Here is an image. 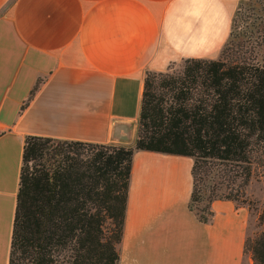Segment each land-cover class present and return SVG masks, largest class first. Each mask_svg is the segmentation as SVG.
<instances>
[{
	"label": "crops",
	"instance_id": "obj_1",
	"mask_svg": "<svg viewBox=\"0 0 264 264\" xmlns=\"http://www.w3.org/2000/svg\"><path fill=\"white\" fill-rule=\"evenodd\" d=\"M239 0H0V264H7L26 135L134 140L145 71L215 58ZM36 81L37 90L20 109ZM191 159L131 158L118 264H252L247 210H188Z\"/></svg>",
	"mask_w": 264,
	"mask_h": 264
},
{
	"label": "trees",
	"instance_id": "obj_2",
	"mask_svg": "<svg viewBox=\"0 0 264 264\" xmlns=\"http://www.w3.org/2000/svg\"><path fill=\"white\" fill-rule=\"evenodd\" d=\"M260 4L258 22L249 26L254 36L235 35L228 43L229 31L215 58L145 71L132 143L24 137L7 264H118L138 150L191 159L187 208L199 222L211 220L212 201H235L231 184H245L252 163L264 165V0ZM259 220L260 230L243 242L252 264H264V210Z\"/></svg>",
	"mask_w": 264,
	"mask_h": 264
},
{
	"label": "rangeland",
	"instance_id": "obj_3",
	"mask_svg": "<svg viewBox=\"0 0 264 264\" xmlns=\"http://www.w3.org/2000/svg\"><path fill=\"white\" fill-rule=\"evenodd\" d=\"M260 2L261 0H239L237 2L232 14L228 43L229 40L234 39L235 35H238V38L241 39L245 37L244 34L253 35L251 34L253 30L249 26L258 22V6L261 5ZM180 63L181 61L174 62L171 68L173 70L179 68ZM250 167L251 172L245 184L240 185V179L231 184V193L236 198L235 201H231L238 206L245 207L248 213L246 237H252L260 230L261 221L259 220V215L264 210V165L255 162Z\"/></svg>",
	"mask_w": 264,
	"mask_h": 264
}]
</instances>
